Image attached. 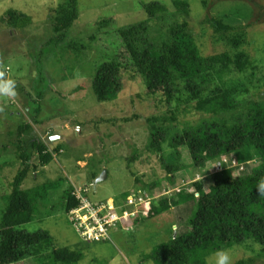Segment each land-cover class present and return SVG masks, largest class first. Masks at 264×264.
<instances>
[{
	"label": "rangeland",
	"instance_id": "rangeland-1",
	"mask_svg": "<svg viewBox=\"0 0 264 264\" xmlns=\"http://www.w3.org/2000/svg\"><path fill=\"white\" fill-rule=\"evenodd\" d=\"M153 1L168 5L172 11L177 9V0H79V17L68 32V40L57 49L51 45L43 50L53 35L49 17L66 0H0V71L17 82L16 97H0V220L12 192V182L22 168L17 148L20 126L30 122L32 129L23 133V140L40 138L53 152L54 159L37 173L31 171L23 187L33 189L51 182L56 188L40 201L35 218L23 228L31 232L48 230L58 246L81 251L84 257L77 264H155L145 259L147 254L160 243L188 231L194 202L145 220L148 202L160 198L165 191L170 197L183 190L193 192L196 181L209 190L213 174L221 170L220 165L227 163L232 170L235 166L247 165L224 157L204 167L194 166L189 164L188 148L182 147L180 158L170 140L163 144L162 151L149 148L158 131L166 133L165 140L173 139L183 133L184 126L171 119L176 105L167 108L159 104L160 97L147 93L141 77L127 74L115 100L102 103L97 99L93 77L104 53L97 49L96 43L95 48H90L89 37L97 33L104 43L111 35H104L105 31L146 20L144 5ZM185 1L190 4V13L187 16L182 13L178 19L189 23L205 56L224 49L208 18L247 28L251 41L247 50L259 70L254 76L250 75L251 71L245 75L251 81L245 98L261 99V95L264 98V0ZM10 9L30 15L32 24L18 32L7 26L1 19ZM108 18L110 28L97 32V23ZM73 42L77 44L70 47ZM83 44L87 47L83 48ZM41 51L42 60L38 61ZM39 69L43 70L41 78L45 82L37 81ZM42 91L45 97L39 102L41 112L37 124L32 117L37 107L33 99ZM181 108L183 112L185 107ZM204 116L190 108L188 113L180 115V120L197 122ZM54 136L59 139L52 141ZM59 146L62 149L57 153ZM132 158L134 161L130 164ZM33 162L40 163L37 153L33 155ZM170 165H174L172 173L168 170ZM104 172L106 177L100 180ZM71 188L74 192H87L85 198L95 206L99 202L104 207L107 205L102 208L103 215L113 222L108 228V237L97 240L83 234L82 225H91L90 212L77 209L67 215L65 193ZM195 196L199 197V193ZM127 202L137 203L129 205L131 210L122 211L129 207ZM95 212L99 210L94 211V216ZM90 231L94 233V227ZM230 249L235 264L259 246L244 244ZM212 256L207 257V264ZM17 264L52 263L46 256L44 261L31 258Z\"/></svg>",
	"mask_w": 264,
	"mask_h": 264
},
{
	"label": "trees",
	"instance_id": "trees-1",
	"mask_svg": "<svg viewBox=\"0 0 264 264\" xmlns=\"http://www.w3.org/2000/svg\"><path fill=\"white\" fill-rule=\"evenodd\" d=\"M175 3V11L159 1L146 3V20L102 32L111 34L104 43L97 33L89 37L90 48L97 44V49L104 53V59L95 67L94 93L102 103L113 101L120 95L127 74L141 77L147 93L160 97L159 104L167 108L176 105L175 117L171 119L184 126L183 133L173 139L165 140L166 133L158 131L149 148L162 151L163 144L170 140L180 158L182 147L188 148L189 164L194 166L204 167L224 157L230 162L236 159L239 164L247 165L235 166L234 170L227 167V163L220 165L221 170L213 174L209 190L196 181L193 192L183 190L178 194L173 191L175 195L170 194V197L165 191L160 198L148 202L145 220L184 203L194 202V206L188 231L160 243L145 259L155 264H207V257L218 249L256 244L258 250L235 264H264V196L257 189L258 183L264 180V98L262 95L261 99L245 98L250 91L251 81L246 80L248 71L254 76L259 70L252 53L247 50L251 44L249 32L246 27H233L217 18H208L217 41L224 43V49L205 56L189 23L178 19L180 14L190 13L189 2L177 0ZM78 17L79 0H66L53 10L49 17L53 35L42 49L52 46L57 49L64 44ZM1 20L17 32L25 31L33 22L30 15L14 9L8 10ZM164 23L167 24L164 26ZM97 25V32L110 28L111 19H102ZM76 44L73 42L69 46ZM42 53L38 61L42 60ZM38 74L37 81L45 82L41 78L42 69ZM44 97L42 91L33 99L37 107L32 117L37 124L41 112L39 102ZM181 107H185L183 112ZM190 108L205 116L197 122L181 121L180 115L188 113ZM32 126L26 122L19 130L21 138L17 148L22 168L12 182V192L0 220V264H17L31 258L44 261L46 256L52 264H77L84 257L81 251L58 246L48 230L31 232L23 228L35 218L40 201L56 188L51 182L33 189L23 187L31 171L37 173L54 159L53 152L40 138L23 140V133ZM61 149L59 146L57 153ZM35 153L40 163L33 162ZM133 161L130 159V164ZM173 169L174 165L168 166L169 173ZM74 193L73 188L65 193L67 215L82 205ZM86 193L82 195L87 196ZM195 193H199V197ZM103 204L99 202L98 206ZM126 209L132 207L122 211Z\"/></svg>",
	"mask_w": 264,
	"mask_h": 264
},
{
	"label": "built area",
	"instance_id": "built-area-1",
	"mask_svg": "<svg viewBox=\"0 0 264 264\" xmlns=\"http://www.w3.org/2000/svg\"><path fill=\"white\" fill-rule=\"evenodd\" d=\"M77 198L81 199L82 205L79 208L74 209L72 212H74L77 209H82L84 212H90L91 215V219L89 220L90 222V227H94V233L90 231V227H88L87 225L82 227L84 228L83 234L84 235H89L91 236L90 238H94L97 240H100L101 237H108V228L112 226L113 222L110 223L108 218L104 217L103 215V209L105 207H107V205L104 206H95L93 203H91V201H88L85 196L82 195V192H75L74 193ZM144 201V200H141ZM129 202V201H128ZM137 202H131V203H127L128 205H134ZM103 208V209H102ZM99 210V212H95L97 215L94 216V211ZM102 212V213H101ZM133 216V215H130ZM77 224H78V219H76ZM117 225V223H116ZM81 232V231H80Z\"/></svg>",
	"mask_w": 264,
	"mask_h": 264
},
{
	"label": "clouds",
	"instance_id": "clouds-1",
	"mask_svg": "<svg viewBox=\"0 0 264 264\" xmlns=\"http://www.w3.org/2000/svg\"><path fill=\"white\" fill-rule=\"evenodd\" d=\"M16 89L17 82L14 79L6 78L5 72L0 71V97L14 98L17 96ZM257 189L259 194L264 196V180L258 183ZM209 264H233L232 250L226 248L216 250Z\"/></svg>",
	"mask_w": 264,
	"mask_h": 264
},
{
	"label": "water",
	"instance_id": "water-1",
	"mask_svg": "<svg viewBox=\"0 0 264 264\" xmlns=\"http://www.w3.org/2000/svg\"><path fill=\"white\" fill-rule=\"evenodd\" d=\"M51 139H52V141L53 140L55 141V140L59 139V137L58 136H54V137H51ZM105 177H106V172H104L103 176L100 177V180H104Z\"/></svg>",
	"mask_w": 264,
	"mask_h": 264
}]
</instances>
